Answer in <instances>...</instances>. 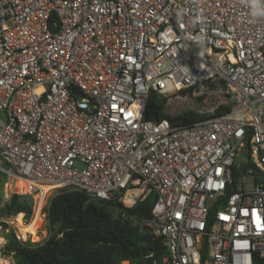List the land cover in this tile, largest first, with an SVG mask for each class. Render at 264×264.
<instances>
[{
  "label": "built area",
  "instance_id": "2783aa9c",
  "mask_svg": "<svg viewBox=\"0 0 264 264\" xmlns=\"http://www.w3.org/2000/svg\"><path fill=\"white\" fill-rule=\"evenodd\" d=\"M189 90L198 121L145 119L151 94ZM0 174L119 204L132 226L153 196L162 264H254L264 0H0Z\"/></svg>",
  "mask_w": 264,
  "mask_h": 264
},
{
  "label": "trees",
  "instance_id": "16d2710c",
  "mask_svg": "<svg viewBox=\"0 0 264 264\" xmlns=\"http://www.w3.org/2000/svg\"><path fill=\"white\" fill-rule=\"evenodd\" d=\"M165 102L163 97L151 94L145 119L166 118L182 125L201 119L193 112L168 117L164 114ZM152 205L150 195L126 210L137 217V224L132 226L121 220L124 209L119 204L97 200L82 191L60 189L45 209L49 229L46 240L32 245L12 237L4 253L16 264H162L166 250L160 239L153 237L149 228L141 230L139 226L150 222ZM4 209L7 214L23 213L25 220L32 214L30 200L18 195L11 196ZM253 261L264 264V254H257Z\"/></svg>",
  "mask_w": 264,
  "mask_h": 264
},
{
  "label": "rangeland",
  "instance_id": "374dc122",
  "mask_svg": "<svg viewBox=\"0 0 264 264\" xmlns=\"http://www.w3.org/2000/svg\"><path fill=\"white\" fill-rule=\"evenodd\" d=\"M163 98L166 99L164 114L168 117H176L187 112L195 113L202 101L194 95V91L190 90ZM18 181L15 178L0 174V264H4V262L16 264L11 255L4 253V247L12 237L22 243L33 245L44 242L49 235L45 209L57 191L47 192L48 188H44L41 194L25 195L23 183L22 188H19ZM13 195L30 200L32 214L29 220H25L23 213L13 215L5 212L4 207ZM139 226L141 230L144 226L148 228L147 224L144 223H139Z\"/></svg>",
  "mask_w": 264,
  "mask_h": 264
},
{
  "label": "bare ground",
  "instance_id": "6f19581e",
  "mask_svg": "<svg viewBox=\"0 0 264 264\" xmlns=\"http://www.w3.org/2000/svg\"><path fill=\"white\" fill-rule=\"evenodd\" d=\"M17 185H18L19 188H22V186H21V185H22V182H19V181H18ZM122 264H124V263H122ZM125 264H126V263H125Z\"/></svg>",
  "mask_w": 264,
  "mask_h": 264
},
{
  "label": "crops",
  "instance_id": "0c3cea01",
  "mask_svg": "<svg viewBox=\"0 0 264 264\" xmlns=\"http://www.w3.org/2000/svg\"><path fill=\"white\" fill-rule=\"evenodd\" d=\"M122 263H124V264H125V262H122Z\"/></svg>",
  "mask_w": 264,
  "mask_h": 264
}]
</instances>
